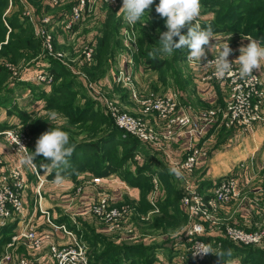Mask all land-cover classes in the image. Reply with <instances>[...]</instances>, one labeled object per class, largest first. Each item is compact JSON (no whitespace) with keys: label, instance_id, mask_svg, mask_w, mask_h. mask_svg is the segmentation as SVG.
Segmentation results:
<instances>
[{"label":"built area","instance_id":"obj_1","mask_svg":"<svg viewBox=\"0 0 264 264\" xmlns=\"http://www.w3.org/2000/svg\"><path fill=\"white\" fill-rule=\"evenodd\" d=\"M22 2V14L31 22L33 33L39 38L43 55L52 56L65 66V53L54 45L58 38H54L53 26L58 24L64 32L71 30L72 26L83 18H95L96 10L103 3L116 5L117 15L122 6V0H42L53 6H62L59 12L53 16V12H42L38 14L35 9ZM11 0H8V6ZM202 5V2H201ZM121 16V15H120ZM206 19L203 5L198 22ZM120 39L122 40L121 55L124 58V65H120L114 73L116 82H119L131 90V96L139 105L142 115H135L117 106V102L110 98H105L98 89V86L87 79L82 71H79L83 83L92 92L97 94L103 101L105 111L113 124L122 129L125 133L136 136L142 143H148L161 147L160 138L172 139L180 134L191 135V140L187 146V151L183 158L172 159L173 166H177L183 172L181 179L180 204L186 214V222L182 229L180 239L176 244L183 243L176 258L179 261L188 255L195 264H206L205 260L209 255L193 256L192 249L198 243H209L206 235L215 234L218 237H225L236 245L258 246L264 249V224L258 227L243 226L238 222L229 221L218 215V210L232 204L235 200L241 201L246 196L239 183V173L235 167L227 174L216 181L210 193H202L197 189L195 183L190 178V172L202 158L208 155V147L201 143L193 135L202 136L211 127H225L240 131H250L259 122H264V78L257 71L253 70V76L242 80L238 76L239 65L235 62V57L229 56L233 62V75L225 78H217L214 67L211 65L200 68L198 79L206 83H220L226 92L225 101L217 106L202 108L192 111L190 106L181 102L180 91L178 89H167L162 92H149L147 94L138 93L132 78V66L134 63V53L138 50L137 33L135 26H129L121 16L119 27ZM57 36V35H56ZM93 44L91 41L85 45L80 55V64L90 63L93 59ZM218 52L207 55V59L214 61ZM188 60V59H187ZM206 61H202V64ZM72 71V70H71ZM34 79L37 81L51 80V75L47 72H37ZM27 79V77H26ZM145 114H152L161 124L158 131L150 120L144 117ZM0 135L7 142L10 150L20 158L25 146V135L16 129L15 125L0 128ZM19 139L20 144L14 143ZM196 139V141H194ZM137 157H139L137 155ZM244 167L243 163L237 165ZM263 174V182L254 192L264 194V162L259 166ZM30 171L36 179L35 194L37 201L33 209L42 212L46 228L36 231L30 222L28 215L24 212L23 189L26 183L25 168L18 161L8 165L0 162V228L13 222L9 239L4 243V248L0 252V264H28V258L13 249V244L21 243L33 250L45 245L47 255L53 264H96L88 258L87 244L82 241L64 222L54 221L49 212L40 206L39 187L45 179L44 174H39L36 167H31ZM155 189L152 191V203L154 201ZM88 217L96 223L104 225L109 232L122 233L124 237H134V225L132 218L142 217L136 206L128 202H112L106 194L99 196L84 211ZM59 231L61 236L53 238L54 232Z\"/></svg>","mask_w":264,"mask_h":264},{"label":"crops","instance_id":"obj_2","mask_svg":"<svg viewBox=\"0 0 264 264\" xmlns=\"http://www.w3.org/2000/svg\"><path fill=\"white\" fill-rule=\"evenodd\" d=\"M115 15H117L116 12ZM210 17H212V15L206 14V19H204L201 24L205 23V20L207 22L205 24H209L208 21ZM73 29L74 27L71 28V30ZM214 34L217 39L211 41L213 44L212 52L206 49L207 55L218 52L220 46L225 43V38L229 36L227 43L233 50L229 55L231 57L237 58L240 55V47H246L249 43L246 39L247 37L259 41L260 44L264 46V42L257 39L252 32L218 30L214 31ZM92 36L88 37L89 40ZM56 38L58 37L56 36ZM120 47L122 52V45ZM75 64L81 65L79 61H76ZM121 65L124 64L122 63ZM136 66L137 64L133 63L132 74L134 85L137 81L135 87L138 93L147 94L155 90L165 89L163 85L160 87L159 84L160 82L163 83V81L158 79V76L154 79L150 78L148 80L149 83H140L139 80L135 78L136 72L133 71ZM179 66L181 71L174 82H184V85H181L177 89L180 91L181 102L190 106L192 111H197L205 107L217 106L225 101L226 92L222 84L206 83L199 80L197 76L198 71L193 69L192 63L187 59L180 63ZM257 71L264 78V68ZM31 72L32 69L30 70V73ZM114 73L115 71L111 77V81L115 83L114 86L109 85L112 82L110 81L109 83L107 79L108 76L106 77V75L99 76L95 79L97 85L102 88L107 95L113 97L114 100L118 102L119 107L135 115H142L139 105L131 96V90H129L127 86L116 82ZM30 76H24L23 78L26 79L27 77L29 79L32 77ZM79 82H82V80ZM143 84H145V86H143ZM118 86H122L125 90H128L127 93L121 95V93L117 92L119 90ZM144 117L148 118L158 131L161 130V124L156 117L152 114H145ZM193 136L201 143H205L209 151L208 155L202 158L190 172V178L195 183L197 189L202 193H210L216 181L235 167L237 173H239V183L246 197L241 201L235 200L232 204L220 208L218 210V215L226 220L238 222L246 227H258L263 225L264 194H256L254 190L263 182V174L262 171L259 170V166L264 162V122H259L250 131H240L237 129L223 128L221 126L211 127L207 133L202 136L198 134H194ZM190 140L191 135L184 133L172 139H163L161 137L159 142L161 143L160 148L156 145L144 143L150 149L147 155H150V157L154 156V154L157 155L160 162L156 161L154 164V170L150 173L149 178L150 187L145 192L144 196L149 202L150 207L145 212L137 208L141 212L142 217L138 218L134 216L132 218L134 225V237L132 238L124 237L123 234L119 232H109L105 229L103 224L96 223L84 214L85 209L102 194H106L109 200L114 203L125 201L138 207V202L143 193L141 190L142 187L136 184H129L115 172H107L98 175L89 168H83L77 171L73 176H61L62 179L57 182V178H49L46 175L47 172L43 170L38 171L36 169L39 174L45 175V179L39 187V204L49 212L54 221L64 222L69 228L74 230L78 237L80 236L82 224H86L90 227L91 231L104 236L107 240L115 244L142 242L144 245H152L154 248V260L148 263L138 258L136 259L137 261L134 262L135 264H172L174 262L173 259L176 258L173 256L175 251L173 249L169 250V247L172 243L180 239L177 234L182 232L186 220L175 228H169L167 230L162 228L158 229L147 224L145 225V223L151 222L152 219L161 214L160 205L165 206L171 199L169 190H177L180 193L181 179H177L174 175L170 174L169 168L173 166L171 163L172 159L184 157ZM194 141H196V139H194ZM144 154L145 153L135 154L137 163H143L145 159ZM137 155L139 157H137ZM18 161V157L10 150L8 144L0 139V162L12 165ZM240 163H243L244 167H238L237 165ZM129 166H132L129 168L135 169L134 163H131ZM23 167L25 168L26 175V183L22 198L24 212L25 215L29 216L30 222L36 228V231L39 232L46 228V224L44 223L42 212L33 209L37 201L35 194L37 182L29 167ZM167 183H169L168 186ZM153 189H155V203L151 202ZM166 206L167 210L170 211L172 206L168 204H166ZM177 207L179 211H184L180 204V198L177 202ZM10 225L12 231L14 229L13 222ZM155 232L156 234H153ZM161 235L163 237L159 239ZM60 236L61 233L55 231L53 238H58ZM206 237L210 242L214 240L219 242L217 239L221 238L215 234L206 235ZM156 238L158 240H155ZM86 244L88 243L86 242ZM13 249L18 253L24 254L28 258V264H53L47 255V248L43 244L41 247L31 250L21 243H15L13 244ZM87 250H89V245H87ZM120 259L119 263L117 262L118 264H134L132 263L133 260L128 261L124 256H120ZM234 262V260L231 261L232 264Z\"/></svg>","mask_w":264,"mask_h":264},{"label":"trees","instance_id":"obj_3","mask_svg":"<svg viewBox=\"0 0 264 264\" xmlns=\"http://www.w3.org/2000/svg\"><path fill=\"white\" fill-rule=\"evenodd\" d=\"M24 1L31 5L36 11L38 10L41 12L44 10L45 12H49L53 10V5L45 3L42 0ZM201 2L206 10L212 11L213 13L209 24H205L206 27L210 25L214 31H235L238 30L237 25L234 24L235 20L241 19L242 17H240V15L248 14L253 17L249 19L250 21L247 26L244 27L243 30L240 29V31L252 32L257 39L264 42V31L260 29L264 27V0H201ZM157 3H159V0L154 1L148 14H144V17H146V19L148 18L147 20L151 24L150 32L155 31V33L146 32L145 34H141L139 29L141 26L140 20L135 24V29L138 32V50L135 53L134 59L135 57H142L144 58V67L162 71L166 61L159 57L157 59H152L148 55L150 51L154 50L153 47L160 44V33L167 30L164 18L160 17L155 11V5ZM101 7L104 9V17L96 24L97 34L94 35L93 59L88 63L87 67L90 75L97 77L108 68L110 63L109 59L113 56L109 54L113 51V46H116L111 44V42L121 25V16L115 15L116 5L103 3ZM21 10L22 2L20 0H11L9 6L8 0H0V57H5L9 62H16L24 58L26 56L24 49H28L31 54H43L40 40L33 34L31 22L22 14ZM75 25L76 24L72 27H75ZM141 32L143 31L141 30ZM120 41L121 40L118 39V47L121 46ZM54 45L56 46V41ZM186 50L188 49L182 48L174 52V59L177 61L181 59L180 57L184 58ZM135 63L137 64L138 62L135 60ZM85 65L82 64L83 68H85ZM179 65H175L178 69V71L174 73L175 80L181 71ZM40 66L42 68L37 70V72L44 71L49 73L52 82H55V80H62L57 83L49 94H46L44 97V106L54 105L56 108L63 109L65 114L70 116L73 121L83 120L99 123L98 127H101L100 130H104V134L99 135L100 137L97 140L91 139L70 143L76 146L75 151L71 157L68 158L69 167L59 170L60 175L73 176L77 171L83 168H89L98 175L107 172H115L129 184H136L142 187V197L136 208L145 212L150 207L149 202L144 198L145 192L150 187V173L153 172L156 161H160V159L152 156L149 159H144L142 164L136 163L135 154L140 151L147 154L149 152L147 150L148 147L136 136L125 133L122 129L118 128L113 124L110 118L108 119L98 108L96 109L92 104L93 101L87 98L82 90V82H77V79H74V73L59 60L52 56H46L45 61L39 62L38 67ZM35 73L36 72H33L32 77ZM30 74V71H28L25 76H29ZM8 76L9 67L0 61V88L4 86ZM23 77L21 76V79ZM65 79L67 83L63 81ZM164 79H166V75H164ZM77 92H80L82 97L85 96V103L79 105L77 111H70L68 110V106H70L68 102L70 99L73 101V96L76 95ZM65 99H67V103H61ZM11 108H13V106H11ZM108 124L109 126L105 128L104 125ZM7 125L0 123V128ZM39 131L44 133L42 129H39ZM119 148L122 152L120 151V153L117 154ZM48 163L50 162L43 157H37L35 160L36 169L41 171V166ZM131 163L135 164L134 170L129 168ZM56 172L57 170H53L51 173L47 172L46 175L49 178H57ZM168 185L169 183H167V186ZM169 192L171 199L166 204L172 206L171 210H167L166 204L165 206L160 205L161 214L152 219L151 222L145 223V225L147 224L158 229L162 228L167 230L169 228H175L186 220L185 212L179 211L177 207V202L180 198L179 194L181 192L179 193L177 190L173 189L169 190ZM10 224L0 228V245H4L9 239L12 232ZM81 235L88 243L87 245H89L87 254L89 260L93 263L118 264L119 260H121L120 256H124L128 261L133 260L132 263L136 262L138 258L148 263L154 260L152 250L154 248L152 245H144L142 242L115 244L107 240L104 236L91 231L90 227L86 224H82L81 226L80 236ZM223 242L232 244L235 248L233 251L242 256L240 259L243 264H264V249L253 248L250 245H236L228 239H225Z\"/></svg>","mask_w":264,"mask_h":264},{"label":"rangeland","instance_id":"obj_4","mask_svg":"<svg viewBox=\"0 0 264 264\" xmlns=\"http://www.w3.org/2000/svg\"><path fill=\"white\" fill-rule=\"evenodd\" d=\"M61 7L62 6H53V10L52 11L48 10L49 12H46V13L53 12V16H55L56 13L59 12V9H61ZM204 8L205 6H203L204 14L206 13L210 16L213 15L212 11H208L206 10V8L205 9ZM96 11H97L96 12L97 14L95 18H83L79 20L78 22L75 23L76 25L73 30L64 32L58 24H55L53 26L52 33L54 34L55 40H56V35L59 39L58 42L56 41V46L57 48L61 49L65 53V61L68 63L66 67L72 70L71 72L74 73L75 75L74 79L75 80L77 79V82L81 81L82 79H81L80 74H78V72L82 71L85 74L87 79H90L93 82L95 81L94 83L97 85L96 80H95L97 79V76L90 75L88 71L89 69L87 68L88 63H85L86 65L84 64L85 68H83L82 64L80 66L75 64L76 61L77 62L79 61L80 55L82 53V50L85 48V45L89 44L91 41H94V35L97 34L96 24H98V22H100L99 20H101L104 17L103 16L104 9L102 7H99ZM35 12H37L38 14H41L42 12H45V11L42 10L40 12L38 10L37 11L35 10ZM240 17L242 18L237 19L234 22V24L237 25L238 30H235L233 32H241L240 29L243 30V28L246 27L248 22L250 21L249 19H251L253 16H250L248 14H243L242 16L240 15ZM211 18L212 17H210V19ZM140 25L141 26L139 27V29H140L141 34L143 33L145 34L146 32L155 33V31L150 32L151 24L146 19V17L143 16L140 19ZM31 27H32V24H31ZM201 27L202 28L206 27L205 23L201 24ZM260 29H263L264 31V27ZM141 30L143 32H141ZM136 33H138L137 30H136ZM181 34H184V35L187 34V27H184L181 29ZM89 36H92L90 40L88 38ZM120 37L121 35L118 29L117 34L115 33L112 39L113 43L111 42V44L116 45V46H113L112 48L113 51L109 54L113 56L109 59L110 63L108 65V68H106V70H104V72L100 75V76L106 75V77L108 76L107 79L109 83L112 79L111 77L113 75V72L125 61L122 55H120L121 47H118V39L121 40ZM120 42L122 45V40ZM137 45H138V42H137ZM160 47H161V44L156 45L153 48L159 49ZM24 52L26 53V56L24 58L17 60L16 62H9L6 60L5 57H0V61L9 67V76L6 82L4 83V86L0 88V123H2L3 125L8 124L7 126L3 128H6L11 125H15L17 130L22 131L23 134L25 135V147L27 148L28 151H34L35 142L39 138V136L42 134L39 131V129H42L44 132H46L50 130L51 128H55L57 124H62L61 130L69 133V136L71 138L70 143H74V141H83V140H91V139L97 140L100 137L99 135L104 134V130L101 131L100 130L101 127H98L99 123L83 121V120L73 121L70 116L65 114L63 109L61 110L59 108H56L54 105L44 106L43 104L44 97L46 96V94H49L53 90V88L57 85V83H59L60 80H55V82H52L51 80L49 82L47 81L40 82V81L35 80L34 76L27 80L23 78L21 79V76L22 77L25 76L26 73L30 71L31 69H32V72L30 74L31 76L33 72L37 73V70L42 68L41 66L38 67L39 62L46 60V56L41 53L31 54V52L28 49H24ZM135 53H134V56H135ZM187 54H188V50H186V53L184 54L185 59H187ZM157 55L159 58H162L163 60L166 61L164 63V66H163L164 68L162 69V71H157L153 68L144 67L143 65L144 58L135 57L134 63H135V60L138 62L135 70H133L136 72L135 78H137L140 83H144V82H148L150 78L154 79L158 76V79L163 81V83L160 82L159 84L160 87H162L163 85L165 89H161L158 91L155 90L153 92H162L167 89H177L181 85H184V82H181V81H180V84H178L177 82H174L175 81L174 73L178 71L175 65H179L185 59L183 57H180L181 59L176 61L173 55L166 56L160 53H158ZM173 66H174V69H173ZM86 68L88 72L86 71ZM164 75H166V79H164ZM132 78H133V74H132ZM63 81L67 83L66 79ZM82 84H83L82 90L84 91L86 97L91 99V101H93L92 104L96 107V109L98 108L100 112L103 113V115H105L109 119L110 117L105 111V107L103 105L102 99L97 94L93 95L92 92L83 83V81H82ZM109 85L114 86L115 83L112 82ZM135 85H137V81ZM143 86H145V84H143ZM98 89L104 95L105 98L107 97V98L114 100L113 97L107 95L104 92V90L100 88L99 86H98ZM118 89L119 90L117 92L121 93V95H125V93H127L128 91V90H125V88L122 86H118ZM84 99H85V96L82 97L80 95V92H77L76 95L73 96V101L71 99L69 100L68 103L70 104V106H68L69 108L68 110L74 111V112L77 111V107L85 103ZM61 103H67V99L63 100ZM11 106H13V108H11ZM117 106L119 107L118 102H117ZM205 108H209V107H205ZM52 111H55L58 114V119L56 121H51L49 119V116L47 115V113H50ZM20 112H23L24 114ZM104 126L106 128L109 126V124L104 125ZM0 139H2L5 143H7L1 135H0ZM147 150L149 151L150 149L148 148ZM120 151L122 152V150L119 148L117 150V154L120 153ZM139 153L141 154L143 152L140 151ZM144 156H145V159L150 158V155L144 154ZM154 157L158 158L157 155L155 154H154ZM135 162L137 163V160ZM157 162H160V161H157ZM129 167H132V166H129ZM153 234H156V232ZM162 237L163 236L161 235L159 239H161ZM79 238L86 243L82 235L79 236ZM225 239L227 238L223 237V238L217 239L219 242H216V240L210 242L213 248L221 249L224 251H227L229 249L231 250L232 252L231 257L225 256L223 259V264H230L232 260L235 261L233 264H243L240 259L242 256L241 255L238 256V253L233 251L235 248L232 246V244L224 243L223 241ZM155 240H158V239L156 238ZM182 244L183 243H179V244L172 243V245L169 247V250L173 249L175 251L173 256L176 257L177 253L183 250V248L181 249V247L183 246ZM251 247L262 249V247H258V246H251ZM3 248H4V245H0V252L3 250ZM152 250L154 252V249ZM173 260L174 262L172 264H195V262L191 260L188 255H186L185 259H183L182 261H179V259L177 258H174ZM205 263L206 264H222L220 258L216 256L215 254H209L205 260ZM248 264H252V263H248Z\"/></svg>","mask_w":264,"mask_h":264},{"label":"clouds","instance_id":"obj_5","mask_svg":"<svg viewBox=\"0 0 264 264\" xmlns=\"http://www.w3.org/2000/svg\"><path fill=\"white\" fill-rule=\"evenodd\" d=\"M153 3L154 0H122L118 14L129 26L134 27L145 13L148 14ZM201 9V0H159V3L155 5V11L164 18L167 30L160 33L161 47L150 51L148 55L152 59H157L158 53L171 56L177 50L187 48V59L192 63L194 70L211 65L214 67L217 78L232 76L234 74L232 71L233 62H230L228 57L233 50L227 43L230 36L225 38V43L220 46L215 60L207 59L206 49L212 52L211 41L216 40L217 37L210 25L202 28L198 22ZM184 27H187L186 35L181 34V29ZM177 37L178 39H175ZM246 39L249 43L246 47H240V55L235 59L239 65L238 76L242 80L251 78L253 70L264 68V46L251 37ZM202 61L206 62L202 64ZM47 115L51 121L58 119V114L55 111L47 113ZM61 129L62 124H57L55 128L42 133L35 142L34 151H28L17 138L14 143L20 144V147L24 149L19 158L20 164L29 168L36 167L37 157H43L50 163L42 165L41 169L48 173L57 170L56 176L57 182H59L62 179L59 170L69 167L68 158L71 157L76 147L74 144H70L69 133ZM169 172L177 179L183 178V172L177 166H171ZM180 235L181 233L177 234L178 238ZM191 251L193 256L215 254L220 258L222 264L225 256L231 257L232 255L230 249L224 251L213 248L209 243H198Z\"/></svg>","mask_w":264,"mask_h":264}]
</instances>
